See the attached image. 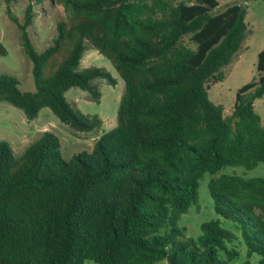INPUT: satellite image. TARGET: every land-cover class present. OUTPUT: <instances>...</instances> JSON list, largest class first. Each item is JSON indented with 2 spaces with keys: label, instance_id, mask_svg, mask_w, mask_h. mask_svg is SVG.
Here are the masks:
<instances>
[{
  "label": "trees",
  "instance_id": "16d2710c",
  "mask_svg": "<svg viewBox=\"0 0 264 264\" xmlns=\"http://www.w3.org/2000/svg\"><path fill=\"white\" fill-rule=\"evenodd\" d=\"M29 60L33 91L0 73V101L27 120L48 108L73 130H98L96 115L64 98L69 87L99 98L95 79H115L101 67H80L85 42L106 57L122 80L116 124L100 132L89 151L64 159L49 131L14 155L0 140V264H229L239 253L264 264V178L216 174L223 166L264 164V46L257 77L234 94L229 114L207 97V83L224 77L247 33L238 0L216 10L217 0H58L64 17L42 50L3 0ZM39 1V0H37ZM184 38L187 41H184ZM0 43V55L5 54ZM56 54L54 71L44 67ZM204 174L214 217L187 236L179 215L197 204ZM230 220L237 235L221 226Z\"/></svg>",
  "mask_w": 264,
  "mask_h": 264
},
{
  "label": "rangeland",
  "instance_id": "374dc122",
  "mask_svg": "<svg viewBox=\"0 0 264 264\" xmlns=\"http://www.w3.org/2000/svg\"><path fill=\"white\" fill-rule=\"evenodd\" d=\"M216 10L234 0H217ZM246 7L244 21L247 33L239 50L232 57L231 62L221 68L224 75L222 80L207 83V97L210 101L220 104L222 114L227 115L233 107L234 94L242 84L257 77L255 70L257 52L264 46V0H238ZM33 6L32 23L27 27V32L35 50L40 51L50 44L55 35V23L64 17V12L58 0H10V13L19 21L22 20L23 9L27 3ZM184 41H187L184 38ZM0 43L5 48V54L0 55V73L14 76L18 80L21 91H33L34 84L30 72V62L24 55L18 38L15 25L8 19L4 1L0 0ZM79 66H95L105 69L115 83L109 84L105 80L95 79L98 86L99 98L91 99L85 90L69 87L64 92L68 104L82 114L96 115L101 124L98 130L80 132L73 130L69 125L60 120L46 107L40 108L37 115L27 120L22 111L11 104L0 101V140L6 141L14 155H18L23 148L35 140L41 131L53 133L59 143V152L64 159L81 151H89L93 139L116 124V107L122 91V80L114 70L111 62L85 42ZM61 58L56 54L54 59L45 65L46 74H51ZM264 74V71L261 72ZM254 111L262 118L264 116V97L253 100ZM216 174H234L244 178H264V164L259 162L255 167L246 169L242 166H223ZM209 176L204 174L197 187V204H192L187 211L179 215L178 224L185 228L187 236L199 233V224L213 218L212 201L207 190ZM221 219V226L232 230L237 235L233 223L228 219ZM239 255L229 264H241L245 260V251L239 240H234ZM258 256L248 258L249 264H256ZM82 264H97L90 259H84ZM156 264H167L162 259Z\"/></svg>",
  "mask_w": 264,
  "mask_h": 264
}]
</instances>
